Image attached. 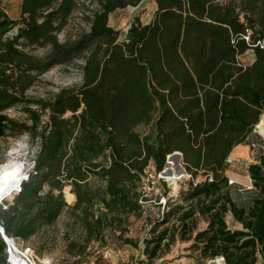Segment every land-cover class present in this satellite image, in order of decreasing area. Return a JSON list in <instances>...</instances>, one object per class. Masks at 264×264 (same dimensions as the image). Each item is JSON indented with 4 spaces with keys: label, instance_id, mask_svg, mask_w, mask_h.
Listing matches in <instances>:
<instances>
[{
    "label": "trees",
    "instance_id": "trees-1",
    "mask_svg": "<svg viewBox=\"0 0 264 264\" xmlns=\"http://www.w3.org/2000/svg\"><path fill=\"white\" fill-rule=\"evenodd\" d=\"M141 2L21 0L16 19L0 7V137L27 133L39 140L21 189L0 201V225L8 238L28 240L66 210L81 228L79 237L65 233L68 255H84L93 241L103 244L107 230L136 247L123 237L124 221L142 212L148 171L157 176L178 151L192 178L204 174L183 193L189 208L169 212H180V238H192L208 260L264 264V155L247 166L254 190L248 203L234 201L226 175L232 150L256 125L261 130L264 0H154L149 22L136 17L123 34L109 25V14ZM79 9L88 29L60 41ZM33 48L46 51L39 56ZM79 59V86L60 89L49 101L28 98L41 74ZM18 106L27 120L7 114ZM139 125L148 130L138 132ZM66 186L75 196L71 205ZM227 213L241 229L228 226ZM196 214L207 226L193 235L189 221ZM168 237L173 241L175 231L163 228L148 240V257ZM6 247L0 233V264H8Z\"/></svg>",
    "mask_w": 264,
    "mask_h": 264
},
{
    "label": "rangeland",
    "instance_id": "rangeland-1",
    "mask_svg": "<svg viewBox=\"0 0 264 264\" xmlns=\"http://www.w3.org/2000/svg\"><path fill=\"white\" fill-rule=\"evenodd\" d=\"M20 1L0 0V7L7 12L10 18L16 19L19 16ZM154 10V0H142L137 6L118 9L109 14L108 23L123 34L136 17L144 23L150 21ZM85 11L89 12L88 10ZM83 14V10L79 9L71 16L66 27L58 34L60 41L74 39L81 32L88 29L89 23L84 19ZM14 31L15 29L10 31L9 34L12 35ZM30 51L41 56L45 53L46 48H33ZM245 57L247 58V55L243 58ZM82 63L83 61L79 59L70 65L61 64L51 67L39 76L37 81L27 90L26 95L33 100L49 101L60 89L79 86L81 82L79 65ZM263 113L264 110L262 111ZM7 114L17 120H27L26 115L19 106L8 109ZM262 114L259 126L264 131V124L261 123ZM43 118L45 119L46 117L44 116ZM136 129L138 132H144L148 130V127L139 125ZM253 135L255 136L254 142L264 145V132L261 133L257 126H255ZM38 146V138L31 142L27 133H21L16 136L7 134L0 137V167L12 163L14 165L13 171L20 172L21 180L32 169L33 158ZM254 153V158H251L253 161L256 160L255 155L261 154V152L254 151ZM247 161L243 157L234 166L233 172L242 176L246 175L245 165ZM172 162H174V167L179 172L175 159H171L170 164L167 162L168 165L164 169L173 167ZM203 178V172H200L195 178L184 172L180 178L168 179L159 173L155 176L153 171H148L142 188V192H144V200L141 203L142 212L139 215L128 214L122 227L125 228L126 226L123 237H128L135 241L136 247L123 243L117 237V232L107 230L103 244L93 241L88 245L84 255H68L66 252L65 233H69L72 237H79L81 228L72 223L66 210L62 212L55 223L41 228L37 234L28 240L16 238L14 240L15 246L18 251H23L25 247L29 248L33 254L34 264H208V259L203 258L199 250L192 245V238L189 240L180 238V234L185 232L178 219L180 212L178 214H169L177 205L184 207V209L189 208V202L183 199V193L188 189L192 181H201ZM230 179L233 180L230 186L231 196L234 201L238 205L248 202L254 191L253 187L247 188V186L252 185L249 179H246L248 185L236 182L234 176H230ZM15 189L6 194L0 201L2 203L10 201L15 194ZM63 194L67 204L71 205L75 201L74 194L70 192V186H66L63 189ZM225 220L231 229L237 225L230 213L226 214ZM189 222V227H193V235L207 226L206 218L198 214L191 217ZM163 228H168L171 234L175 231V239L173 241H171V237L164 239L161 252L156 257L150 258L145 252V248L152 245V243H148V240L154 238ZM11 263L8 262V264Z\"/></svg>",
    "mask_w": 264,
    "mask_h": 264
},
{
    "label": "bare ground",
    "instance_id": "bare-ground-1",
    "mask_svg": "<svg viewBox=\"0 0 264 264\" xmlns=\"http://www.w3.org/2000/svg\"><path fill=\"white\" fill-rule=\"evenodd\" d=\"M261 123L264 124V113L262 114ZM171 164L173 165V167L168 169L170 170V173L166 172L163 174V176L168 179L177 178V177L180 178L184 172L181 170H179L178 172L174 167V162H172ZM13 166L14 165L12 163H8L0 167V199H2L6 194L10 193L16 187L18 188L19 181H21L20 172L13 171ZM17 188L15 189V192ZM10 242L12 245L15 246L14 240H11ZM11 260L14 264H25L23 261L18 260V258L14 254H12Z\"/></svg>",
    "mask_w": 264,
    "mask_h": 264
},
{
    "label": "crops",
    "instance_id": "crops-1",
    "mask_svg": "<svg viewBox=\"0 0 264 264\" xmlns=\"http://www.w3.org/2000/svg\"><path fill=\"white\" fill-rule=\"evenodd\" d=\"M149 22V21H148ZM147 23V22H146ZM259 125V123H258ZM257 126V125H256ZM261 127V126H260ZM255 131V128L254 130ZM261 133H263L264 131H262V127L260 130ZM255 136L253 134L250 135V137L246 140V142L244 144H240L238 146H236L232 152L230 153L229 157L233 160V162L230 164V166L228 167V169L226 170V175L227 177L230 179V176H234L235 177V181L242 183L243 185H248V179L249 182L251 183V178L249 177V174L247 172V166L254 162L251 158H254V155L252 153L251 150V144L255 141L254 140ZM258 154V153H257ZM243 157L248 160L246 166V175L242 176L239 174H236L235 172H233V168L234 166L241 160L243 159ZM247 179V180H246ZM246 181V182H245ZM248 203V202H246ZM232 217V216H231ZM234 220V219H233ZM234 222L237 224L236 226H234L233 229H241L242 225L241 223L237 222L234 220Z\"/></svg>",
    "mask_w": 264,
    "mask_h": 264
},
{
    "label": "built area",
    "instance_id": "built-area-1",
    "mask_svg": "<svg viewBox=\"0 0 264 264\" xmlns=\"http://www.w3.org/2000/svg\"><path fill=\"white\" fill-rule=\"evenodd\" d=\"M251 149H252V153H254V151H260L261 150V154L264 155V145L262 143L253 142L251 144ZM168 156H167V158H168ZM167 162H168V164H170L169 163L170 160L166 159V166L168 165ZM232 162H233V160L230 157H228L227 158V163L231 164ZM159 174L161 175V172H159ZM208 180L211 181L212 177L211 176L208 177ZM232 183H233V180L228 179V184H232ZM251 187H252V185L247 186V188H251ZM11 240H15V239H13V238L11 239L10 238V241ZM5 242H6V240H5ZM6 246H7L6 247V252H7V261L8 262L11 263V261H12L11 260V256H12V254H14L18 258V260L23 261L25 264H34L33 254L31 252V250H29V248L25 247L23 249V251H18L16 246L12 245L11 242L10 243L6 242ZM208 264H225V259H224L223 256H218V257H215V258H211V259L208 260Z\"/></svg>",
    "mask_w": 264,
    "mask_h": 264
},
{
    "label": "water",
    "instance_id": "water-1",
    "mask_svg": "<svg viewBox=\"0 0 264 264\" xmlns=\"http://www.w3.org/2000/svg\"><path fill=\"white\" fill-rule=\"evenodd\" d=\"M168 159H169V160H171V159H175V160H176V163L178 164V166H177L178 170H181V171H183V172H186V170H185V168H184V166H183L182 155H181L180 152H178V151L173 152L172 154H170V155L168 156ZM168 169H169V168L163 169V170L161 171V176H163V174L166 173V172H167V173H170V170H168ZM27 177H28V174H26V176H24V177L21 179V181H20V183H19V185H18V188H17L16 192L19 191V190L21 189V184H22V182H23ZM0 233H1V235L3 236V238L6 240V242H9V243H10V238H8V237L6 236V234H5V232H4V229H3V227H2L1 225H0Z\"/></svg>",
    "mask_w": 264,
    "mask_h": 264
}]
</instances>
